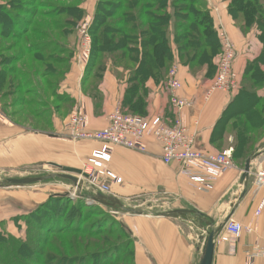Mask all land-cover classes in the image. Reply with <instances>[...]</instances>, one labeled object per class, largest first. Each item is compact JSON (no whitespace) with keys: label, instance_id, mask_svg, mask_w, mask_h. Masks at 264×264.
Returning <instances> with one entry per match:
<instances>
[{"label":"crops","instance_id":"1","mask_svg":"<svg viewBox=\"0 0 264 264\" xmlns=\"http://www.w3.org/2000/svg\"><path fill=\"white\" fill-rule=\"evenodd\" d=\"M4 1L0 0V3H5ZM203 1L217 31L225 29L235 45L237 55L234 67L244 83L243 86L248 83L254 88V83L258 84L255 88L256 93L264 97V39L257 26L252 25L245 30L237 24L231 14L232 0ZM260 1L264 6V0ZM99 2L100 0H79L77 4L82 11L80 20L89 19L90 27L94 23ZM74 37L76 39L75 35ZM73 44L76 45L77 42L72 39L71 46ZM174 54L173 66L178 68V75L183 83L180 94L193 102L185 112V121L196 134L197 148L211 152L219 151L214 143L217 135L215 129L229 109L242 106V99L247 93L243 92V89L239 93L216 91L207 99L205 92L215 75L216 58L210 71L206 65L193 71L181 63L176 50ZM3 55L4 53H0V73L6 65L3 60L7 56ZM37 64L39 65L37 68L22 70L26 72L28 84L23 85L21 90H16L22 93L24 99L29 100L30 103L27 104L31 110L9 112L12 114L7 115L3 112V106L1 107L0 172L10 170L18 172L21 166L26 168L46 164L66 166L61 162L69 155V144L76 146L77 142H69L63 137L66 135L64 121L74 111L75 106L81 105L86 111L89 129L100 130L107 125L109 115L117 102L124 104L123 100L129 86V71L115 70L111 62H108L101 75L97 76V70H90V62L82 67L74 62V57H71L63 79L61 78L56 87L55 97L48 85L52 77L44 72L46 60L39 59ZM166 81L157 82L153 78L146 80L147 93L141 115L149 118L160 116L167 123H173L175 113L169 101ZM124 109L126 111L125 106ZM225 130L224 144L226 138L234 140L233 133L227 127ZM262 142L258 145L259 150L264 148V137ZM147 143L148 152L122 147H117L113 152L110 165L129 188L158 190L167 187L168 190L181 193V200L188 204L183 208L201 211L214 218L216 222L221 220L223 214L229 212L239 192L243 172L240 164L235 163V167L220 178L209 192H203L194 188L188 179L179 173L177 164L163 163L160 148L152 138L148 139ZM91 149L86 148L88 155ZM83 151L80 150L78 153L82 155ZM262 158L263 156L260 159ZM3 191L5 189L0 188V227L5 223L1 212L7 194ZM12 195L10 194V197ZM260 200L261 194L256 195L253 192V178L250 176L247 193L237 205L233 218L243 224L252 225L254 231L244 232L234 247H231L228 235L223 231L216 241L213 264H246L247 252L251 246L264 244V210L259 217L254 216V210ZM19 215L21 214L17 211L14 218ZM124 222L133 238L135 264L200 263L203 243L195 222L139 215H127ZM254 264H262V261L255 260Z\"/></svg>","mask_w":264,"mask_h":264},{"label":"trees","instance_id":"2","mask_svg":"<svg viewBox=\"0 0 264 264\" xmlns=\"http://www.w3.org/2000/svg\"><path fill=\"white\" fill-rule=\"evenodd\" d=\"M69 1L76 4L69 5L59 0H5V3H0V53L7 56L3 60L6 65L2 74L0 73V100L6 98L12 89L13 92L18 91L28 84L26 72L22 71L24 68L18 66V56L6 53L13 50L17 41L22 40L29 32L34 36L29 37L25 51L28 55H36L37 61L46 60L44 72L52 77L48 85L54 97L57 95L56 87L68 68L69 56L73 54L68 46L70 36L82 17V11L77 6L79 0ZM183 2L187 4H179ZM17 3H20V6H15ZM114 7V11L108 12L107 8ZM130 9L133 11H129ZM126 12H130V21H127ZM231 14L242 29L256 25L264 39V6L260 0H232ZM38 17L41 18L38 20V26H35ZM91 31L94 48L90 58V70H97L96 75L100 76L107 63L111 62L115 70L129 71V86L123 106L126 108L125 112L135 115L143 113L147 93L146 80H167L175 60V50L181 63L193 71L205 65L210 71L214 59L218 60L222 52L219 31L215 28L203 0H123V5L100 0ZM5 38H12L16 43L5 46ZM66 51H69L67 58L60 56ZM60 64H66L65 69L62 70ZM12 74H15L19 81L16 77L13 78ZM243 85L241 80L240 88L236 92L239 93L243 89V92L247 93L248 97L246 95V98L242 99L246 106L229 109L219 121L214 138L217 149H225V128L233 133V157L240 165L258 147L257 139L260 134H251L252 130L264 127V117L255 110L257 104L264 106V97L256 93L258 84L254 83V88L248 83ZM27 102L29 101L24 98L6 102L3 112L11 115L13 112H7L6 107H13L14 104H22L21 107H27L25 111L28 112L31 109H28ZM230 121L232 122L229 125ZM246 122L251 126L250 129L245 128ZM221 123L223 124L220 126ZM58 196L62 197V202L54 209L51 216L53 222L47 228L51 227L48 229L50 234L61 237L60 240L66 236L62 245H54L51 236L41 235L38 236L42 237L39 242L49 246V251H35L29 242L31 236L21 238L0 232V264H25L24 260L37 264H86L88 260L94 264H125L126 255L122 254L128 249H131V264H135L133 240L130 244H117L116 238H111L106 241V247L90 251L88 248L93 245L84 244V240L78 236L83 234L82 229L68 227V224H74L84 217L80 202L71 205L70 202H65L66 196ZM125 229L129 232L126 225ZM112 234L115 235L114 232L110 235ZM82 244L83 251L85 249L87 252H82V247H79ZM67 245H70L71 252L66 248ZM120 249L124 251L118 254Z\"/></svg>","mask_w":264,"mask_h":264},{"label":"built area","instance_id":"3","mask_svg":"<svg viewBox=\"0 0 264 264\" xmlns=\"http://www.w3.org/2000/svg\"><path fill=\"white\" fill-rule=\"evenodd\" d=\"M85 24L87 28V32H83L85 48L89 49L88 52L83 51L85 54L83 62L87 66L90 62L92 46L88 32L90 26L87 22ZM219 38L222 52L217 60V74L205 92L207 99L216 91L235 92L241 85L240 76L234 67L237 55L235 45L223 28L219 30ZM166 85L170 96L169 101L175 113L173 123H167L160 116L149 118L129 114L125 112L122 102H117L109 115L107 125L100 130L89 129L88 116L81 105L76 107L66 120L64 124L66 135L72 140H85L99 144L92 150V164L85 165L83 169L88 173L89 177L86 180L90 182L94 194L99 192L109 194L110 187L103 182L104 180L117 182L121 179L108 166L114 150L122 147L148 152L147 140L150 138L159 146L163 163L177 164L179 173L186 177L197 190L209 192L220 178L235 167L233 147L215 152L197 148L196 134L185 121V112L193 105V102L180 94L183 83L176 66L170 69ZM260 158L252 164L250 173L253 178V192L256 195L261 194V200L254 210L256 218L264 210V155L262 159ZM88 200L89 204L94 202L91 199ZM253 231L252 225L243 224L234 218H231L224 228L231 247H234L235 242L244 232L252 233ZM255 260H261L264 264V244H254L247 252L246 264H254Z\"/></svg>","mask_w":264,"mask_h":264},{"label":"rangeland","instance_id":"4","mask_svg":"<svg viewBox=\"0 0 264 264\" xmlns=\"http://www.w3.org/2000/svg\"><path fill=\"white\" fill-rule=\"evenodd\" d=\"M103 1L104 2H114L116 4L120 3L121 5H123V0H103ZM59 2L66 3L69 5L76 4L74 1H69V0L68 1L59 0ZM179 4L180 5L187 4V2H183ZM17 5L20 6V3L15 4V6ZM32 6H35V5L32 4ZM104 10L106 9L104 8ZM107 10L108 12H112L115 10V7L112 9L107 8ZM129 11H133V9H130ZM129 13L130 12H126V15H125V16L128 15L127 21H130ZM39 18L41 17H38L37 23L35 26H38V20H40ZM86 22L90 26L91 21L89 19L80 20L78 22V25H76L74 29L75 30L74 33L70 36L69 47L72 49L73 54L69 56L68 55L69 51L63 52L61 54L59 53L60 56L64 58H67L69 56L70 61H71L70 57H74V62L78 63V65L82 67L85 66L83 62L85 54H83V51L85 50L86 52H88V49H89V48L88 49L85 48L86 41H85L84 33L87 32V28L85 27ZM128 25L130 24L128 23ZM88 32H89L90 39H91L92 47L90 51L92 54L93 48H94V37L91 31V27L89 28ZM74 35L76 36V39ZM30 36H34L32 32H29L22 40L17 41V44L14 45L15 47L13 48V50L6 53L8 55L12 54V56L17 55L19 58V65L23 67L24 69L26 68L28 70H32V67L37 68V66H39L37 64L38 61L36 60L37 59L36 55L34 54L28 55L27 52L25 51V46L28 44ZM72 39L75 41V43L77 42L76 45L73 44V46H71ZM3 42L5 43V46H8L9 44L14 43L15 41L12 38H7L6 40H3ZM55 56H59V55L55 54ZM65 67H66V64L65 65L60 64V68L62 70L65 69ZM216 74H217V71L214 77L216 76ZM12 76L13 78L16 77V79L19 81V78L15 74H12ZM12 90L8 92V95L6 98L0 101V110H1V107L6 102L23 98L22 93L20 91L13 92ZM242 103H241L242 106L246 104V102H244L243 104ZM78 106L79 105L75 106V108ZM263 107H264L263 105L257 104V106L255 107V110L259 112L261 116L264 117ZM26 108L27 107H21L20 104H18V106L14 104L13 107L7 108V112H18V113L25 112ZM70 114L68 115V117L70 116ZM66 120L64 121V124ZM245 128H249V129L251 128L249 123L247 122L245 123ZM251 134H254V135L260 134L257 139L258 141L257 146L263 143L262 138L264 137V127L261 129H255V130L253 129ZM63 137L66 138L69 142H72V141L74 143L77 142L76 146H72L71 144H69V147H68L69 155L64 161L61 162L63 165L80 168L83 170L85 168V165L92 164L91 163V159H92L91 153H92V150L95 149L94 148L95 146L97 145L99 146L98 143L87 142L85 140H72L70 137H68V135H64ZM224 141H225V146H226L225 149L229 147H233L232 139L230 140L226 138ZM86 148L88 149L92 148L91 151L89 152L90 155L87 154ZM225 149L223 148V149H218V150H225ZM80 150H84L82 155L79 154L80 152L78 153V151ZM257 151H259V146L255 149L253 153ZM235 163L237 164V162ZM244 164H245V161L242 163V165H240L242 169L244 168ZM108 166L111 170H113V167H111L110 164ZM41 171L60 172L61 169L56 166L50 165V164L37 165L34 168L33 167L26 168V167L21 166L18 172L17 170L0 172V180H5L7 178L15 177V176L28 175L30 173H37ZM84 179H85V183L83 186V190L79 189L80 191L77 194H76V189L75 191H71L70 189L71 186L69 183L57 184L54 182H47V183L44 182V183H38V184H31V185H27L24 187L2 188V189H5V191L3 192L4 194H7L6 196L8 198L4 197V206H3V210L1 213H3V218H4L3 222L5 223L2 225L3 227L2 226L0 227L1 228L0 232H3L4 234L12 235L14 237H21V238H27V236H31V240L29 242L35 248V251L36 250L49 251V246L47 247L45 243L39 242V240L42 239V237L39 238L38 236H41V235L45 237L49 235L52 237L51 239H53L54 245H58V244L62 245L66 236H63V239L60 240L61 237L57 238L55 234H50L48 229H50L51 227L47 228V226H49L50 223L53 222L52 221L53 219L51 216H53L54 209L60 204V202H62V199H61L62 197L58 196L60 195V196H66L65 202H70L71 205L78 201L80 202L79 204H80L81 210L84 212L83 213L84 217L80 219V221H76L74 224H68V227L82 229L83 234L78 235V236L84 240V244L86 245L89 244L91 246L93 245L92 248H88L90 251L106 247L107 246L106 241L111 238L113 239L116 238V242L118 241L117 244L118 243L130 244L133 238L131 234H129V232L125 229V222H124V218L130 214H124L121 211L114 210L113 208L104 206L96 202L89 204L90 201L88 200L87 193L93 192L94 190L92 189L90 182L86 180L88 178H84ZM103 182L109 185L110 192H111V193L109 192L110 195L121 198L122 201H124L126 204H128L131 207L149 208V209H153L156 211H163V210L183 208L184 205L187 204L186 202L181 200L182 198V196H180L181 193L179 194L175 191L168 190L167 187L159 188L158 190L131 189L128 187L127 183L122 180V178L119 179V181L117 182H112L111 180L110 181L104 180ZM10 194H13L12 197H10ZM80 194H83L85 197L81 196ZM17 211H19V214L21 215H19L17 218H14V214ZM225 216L226 214H223L221 217L224 218ZM109 230L111 231L110 233H109ZM91 232H93V234H89ZM112 232H114L115 235L113 234L110 235ZM70 236L72 235L70 234ZM79 247H82L81 249L82 252H87V250L85 249L83 251V248H84L83 244L80 245ZM66 248H68L69 252H71L70 245H67ZM123 251L124 249L118 250L119 252L118 254L123 253ZM125 251L127 252L122 254V255H126L125 264H131V257L129 256L131 249H128ZM24 262L25 264H37L35 262H31L30 260L29 261L24 260ZM86 264H94V263L88 260Z\"/></svg>","mask_w":264,"mask_h":264},{"label":"water","instance_id":"5","mask_svg":"<svg viewBox=\"0 0 264 264\" xmlns=\"http://www.w3.org/2000/svg\"><path fill=\"white\" fill-rule=\"evenodd\" d=\"M264 155V148L251 154L244 164L243 172L239 182V192L231 204L229 212L219 222L205 213L191 208H177L163 211H156L149 208L131 207L126 204L121 198L110 194L99 192L95 195L87 193L88 199L96 203L121 211L124 214L139 215V216H157L182 220L185 222H195L199 237L203 243L202 258L199 264H213L215 256L216 241L224 231L227 222L233 218L237 205L242 201L247 193L252 164L261 156ZM61 169L60 172L41 171L30 173L28 175L15 176L0 180V188L24 187L31 184L54 182L57 184L69 183L71 191L77 192V188L83 190L81 179L78 175L88 178V174L80 168L70 166H57ZM84 196L83 194H80ZM85 197V196H84Z\"/></svg>","mask_w":264,"mask_h":264},{"label":"bare ground","instance_id":"6","mask_svg":"<svg viewBox=\"0 0 264 264\" xmlns=\"http://www.w3.org/2000/svg\"><path fill=\"white\" fill-rule=\"evenodd\" d=\"M87 174H88V173H87ZM78 176H79V178L82 180V181H81V183H80V184H81V186H84L85 180H83V179H82V178H83V176H81V175H78ZM77 189H78V190H77V193H78L80 190H79V188H77ZM90 194H93V195H95L93 192H90Z\"/></svg>","mask_w":264,"mask_h":264}]
</instances>
